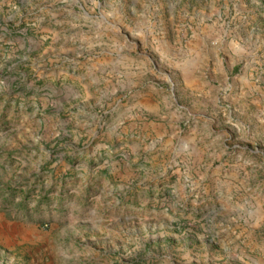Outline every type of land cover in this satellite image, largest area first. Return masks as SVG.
Wrapping results in <instances>:
<instances>
[{"label":"rangeland","instance_id":"374dc122","mask_svg":"<svg viewBox=\"0 0 264 264\" xmlns=\"http://www.w3.org/2000/svg\"><path fill=\"white\" fill-rule=\"evenodd\" d=\"M0 264H264V0H0Z\"/></svg>","mask_w":264,"mask_h":264},{"label":"crops","instance_id":"0c3cea01","mask_svg":"<svg viewBox=\"0 0 264 264\" xmlns=\"http://www.w3.org/2000/svg\"><path fill=\"white\" fill-rule=\"evenodd\" d=\"M52 7L53 6H50L49 8H52ZM71 20L72 19L69 17L70 23H68V17L63 18L62 17V14H59V17L56 16V21H59L60 24H63V26H65L64 35H62L64 37V39L63 40H60L61 39V35L60 34H57V38L60 40V42H62L63 48H65L66 51H68V52L70 51V53H71V51H72L73 48H71L69 46H66V45L68 44V41H69L68 38H67V36L70 35L72 33V31H73V25H71L72 24ZM68 26H70V27H68ZM81 48H82V46H81ZM185 75H186V73H185ZM87 78H88V81L87 82L92 83V84H95V80H94L95 78H93V76H92L91 73L89 74V76H87ZM84 80H85V77L83 76L82 81L84 82ZM85 91L87 92V96H88L87 97V100L88 101L92 100L93 97L91 96L90 87L89 86L85 87ZM149 95L150 94L142 95L137 100V109L139 111L141 110L140 111V114H141V116H144V117H142L144 119H146L148 116L150 117V115H154L155 117L156 116L159 117V114L153 113V110L155 108L153 106H151L150 103H149V100H151V97ZM155 117L151 118V120L148 121V122H147V119H146L145 120L146 122L143 123V125H145V124L147 126L150 125V124L151 125H154L155 122H160V119L159 118H155ZM161 119L163 121H165V120L168 119V117L165 115V117H162Z\"/></svg>","mask_w":264,"mask_h":264}]
</instances>
